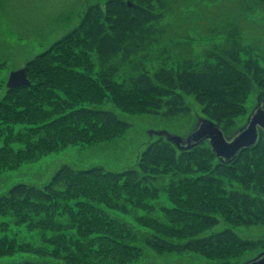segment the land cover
<instances>
[{"label":"trees","instance_id":"1","mask_svg":"<svg viewBox=\"0 0 264 264\" xmlns=\"http://www.w3.org/2000/svg\"><path fill=\"white\" fill-rule=\"evenodd\" d=\"M247 2V10L264 7V0ZM166 6V0L90 3L76 26L30 58L25 64L30 85L6 86L0 97V144H3L0 169L11 168L23 160H35L54 150L59 141L55 137L66 139L65 142L92 141L107 127L121 130L127 127L129 122L115 110L82 104L102 101L104 90H109L123 107L136 108V104L128 101L137 97L143 100V111L166 117L189 114L191 107L184 94L194 95L204 116L219 122L227 134L233 133L236 115L247 112L246 101L252 89L257 87L264 98V59H260L264 55L259 58L252 49H247L237 26L230 25L224 28L220 40L212 41L205 49L203 60L185 57L175 66L161 64L151 70L140 54L152 47L161 32L157 23L163 19ZM75 50L94 54L97 79L92 77L93 69L90 72L79 69L83 62ZM86 61L88 68L93 67L91 61ZM127 64L130 73L122 82L116 81L114 77L120 67ZM1 67L2 63L0 72ZM58 89L65 93L63 101L56 99ZM67 106L72 107L65 110ZM39 128L51 136L47 144L25 149L23 142H27L28 132ZM110 133L114 134L111 130ZM16 141L22 143L14 150ZM138 156L135 165L123 169L63 163L45 182L21 179L1 191L0 229L6 234L0 236V254L14 250L33 253L2 264H100L109 258L125 263L143 252V248L130 244L132 237L167 252L225 254L221 250L248 246L264 249V236L254 240L242 236L233 226L173 240L155 231L135 228L111 212L118 209L128 212L127 206L119 201L121 193L159 188L157 174L162 168L171 167L179 174L197 176L196 182L188 186L197 192L219 185V191L214 192L220 201L207 206L220 205L231 220L264 221L261 130L256 144L243 148L229 162L220 160L207 141L180 149L163 134L151 138ZM225 179H234L241 186L232 183L226 186ZM198 194L191 196L201 201ZM175 197L179 199L181 218L203 225L218 223L217 215L201 210L205 206L202 201L190 200L179 191ZM195 207L198 210H192ZM10 222L25 223L28 230H38L41 242L18 240V231L8 236L9 231L4 229L11 228ZM179 229L184 227L174 228ZM133 249H137L135 253Z\"/></svg>","mask_w":264,"mask_h":264},{"label":"rangeland","instance_id":"2","mask_svg":"<svg viewBox=\"0 0 264 264\" xmlns=\"http://www.w3.org/2000/svg\"><path fill=\"white\" fill-rule=\"evenodd\" d=\"M93 2L102 3L104 0H0V63H2L0 97L5 91L10 72L25 66L30 58L76 26L87 6ZM166 4L165 15L157 23L162 29L161 32L152 47L140 54L149 69L153 70L161 64L175 66L185 57H192L195 61L203 60L205 49L212 41L220 40L224 35V28L230 25L237 26L247 49H252L259 58L263 57L264 7L254 6L252 10H247L249 5L247 0L244 4L240 3V0H166ZM75 53L83 62V66L79 69L89 72L93 69L92 77L96 78L95 72L98 65L94 54H84L77 50ZM86 60L91 61L93 67L88 68ZM259 61L262 62V60ZM130 71L128 64L123 65L119 69V74L114 78L122 82ZM57 93L59 97L57 96L56 99L63 101L66 97L64 91L58 89ZM104 93L102 101L82 104L115 110L120 118L129 122L127 127L122 130L107 127L108 130H103L102 135L100 134L92 141L78 139L65 142L66 139L55 137L59 141L53 147L54 150L40 155L35 160H23L11 168H1L0 192L21 179H28L35 183L45 182L63 163H69L74 167L102 164L113 169L133 166L137 163L139 152L156 135L151 131L165 129L185 136L198 118L204 115L194 95L184 94L185 100L191 107L189 114L166 117L159 113L143 111L141 98L133 97L132 101L127 100L137 105L136 108L134 106L127 108L114 100L109 90H104ZM258 93L259 90L254 87L246 101L247 112L236 115L235 130L246 122L249 112L257 103ZM71 107L67 106L65 110ZM109 129L114 134H111ZM44 131L42 128L30 130L28 132L30 136L26 135L28 136L27 142H23L24 148L31 149L32 146L37 147V144H47L51 136ZM38 133H41L39 137ZM21 143L14 142V150L19 148ZM1 159L0 156V161ZM177 173L171 167H164L157 174L159 188L144 191L138 188L131 193L124 190L119 201L127 206L128 212L122 209L111 210V212L116 213L135 228L155 231L173 240L206 234L224 226H233L239 234L254 240L264 236V221H233L220 205H212V208L207 206V204H213L214 201H220L214 192L219 191V185L206 187L202 192H197L193 186L188 188L196 182L197 176ZM229 183L236 187L241 186L234 179H225V185L228 186ZM100 188L103 189L104 186ZM178 191L189 196L190 200L193 198V200L202 201L205 206H201L203 208L201 210H208L217 215L218 223L203 225L197 220L181 218L178 214L181 213L179 199L175 197ZM192 193H199L197 196L201 197V201L195 199L194 195L191 196ZM192 210L198 209L195 207ZM10 224L11 228L4 229L9 231L8 236H13L12 232L18 231V240L30 239L35 243L41 242L38 230H28L25 223L10 222ZM177 227L181 229L184 227V229L174 230ZM4 234L6 233L3 229H0V236ZM137 238L132 237L130 244L143 248V252L133 261L117 263L109 258V261L100 264H239L255 256L261 250L258 246H248L243 249L228 248L221 250L225 254L215 253L216 255L212 251L207 254L191 251L167 252L150 247ZM129 251L131 252V249ZM226 252H229V255ZM32 255L31 251L14 250L0 254V264Z\"/></svg>","mask_w":264,"mask_h":264},{"label":"water","instance_id":"3","mask_svg":"<svg viewBox=\"0 0 264 264\" xmlns=\"http://www.w3.org/2000/svg\"><path fill=\"white\" fill-rule=\"evenodd\" d=\"M30 83L25 66L12 70L7 79L8 87L30 85ZM260 130L264 134V98L259 92L257 103L249 112L246 122L231 134H227L219 122L204 115L198 118L193 128L185 136L165 129L151 131V133L165 135L180 149H190L207 141L220 160L229 162L243 148L256 144ZM239 264H264V249Z\"/></svg>","mask_w":264,"mask_h":264}]
</instances>
